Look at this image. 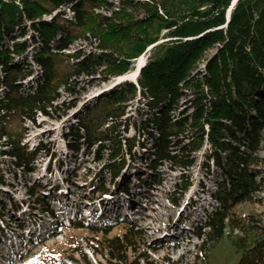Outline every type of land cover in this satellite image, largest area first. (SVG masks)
<instances>
[{"label": "trees", "instance_id": "obj_1", "mask_svg": "<svg viewBox=\"0 0 264 264\" xmlns=\"http://www.w3.org/2000/svg\"><path fill=\"white\" fill-rule=\"evenodd\" d=\"M231 2L0 0V89L5 92L0 99V143L6 140L0 147H7L0 154L14 159L12 173L16 169L31 173L36 157L9 129L11 115L31 122L37 114L47 117L56 108L61 88L73 92L71 76L104 75L116 80L132 73L134 62L151 48L137 83H120L115 94L100 101L96 116H88L80 125L85 134L81 136L78 129L76 141L85 140L89 148L99 151L98 156L106 151L105 172L116 178L128 156L135 161L139 147L147 149L149 142L153 143L156 147L146 167L155 185L161 182L160 167L185 175L183 172L195 165L196 154L207 146L203 166L210 173L213 161L222 173L215 194L220 207L192 232L200 241L199 253L185 264L209 263L223 243L231 251L224 264H264V209L256 197L262 190L257 176L264 177V158L259 156L264 146V0H239L227 22ZM68 3L73 18L63 25L61 9ZM47 17L52 21L44 20ZM27 36L31 47L37 46L32 58L43 78H37L32 93L22 94L20 83L33 70L14 65L13 60L30 47L16 43V37L26 41ZM7 40L14 44L4 46ZM77 42L85 48L69 56L75 63L67 74L57 62L63 51ZM137 90L151 117L137 126V136L130 138L123 118ZM40 150L44 149L36 156ZM4 179L0 171V185L5 184ZM183 186L186 191L189 185ZM43 192L31 188L42 212L57 219L40 197ZM52 231L54 237L66 236L64 248L72 249L67 255L70 261L74 260L72 253L83 255V242L108 264H138L142 257L136 255L146 250L139 227L130 222L99 228L78 219L69 227L58 222ZM51 250H41L32 264L59 262L62 254Z\"/></svg>", "mask_w": 264, "mask_h": 264}, {"label": "rangeland", "instance_id": "obj_2", "mask_svg": "<svg viewBox=\"0 0 264 264\" xmlns=\"http://www.w3.org/2000/svg\"><path fill=\"white\" fill-rule=\"evenodd\" d=\"M70 7L68 3L61 9L64 15L60 17V23L63 25L73 18ZM57 12L59 10L54 15ZM44 20L52 21L51 17ZM15 40L16 43H28L30 46L23 56L13 60L14 65L33 70V74L20 83V92L30 94L37 86V78L43 76L32 58L38 52L37 49L35 51L37 46L31 47L29 36L26 41L19 37ZM5 43L7 47L14 44L10 40ZM83 45L77 42L69 50L63 51L57 62L63 72L71 74L69 69L75 61L70 57L78 49L85 48ZM146 52L143 55L144 66L151 48ZM70 78L69 87L73 92L61 88L58 91L59 98L54 102L56 108L49 116L37 114L35 122L23 120L18 115H11L7 119L9 129L21 137V146L35 154L36 158L32 162L31 173L16 169L14 174V159L0 154V171L5 178V184L0 185V264H32L44 248L52 249V253L59 252L62 257L59 262L53 259L39 264H108L103 257L97 258L85 242L82 250L85 258L72 253L70 255L74 260H69L67 255L72 249L64 248L66 236L54 237L52 227L57 221L37 206L38 197L31 195V188L34 187L44 190L40 197L54 208L58 221H63L66 226L70 225L71 219L76 221L79 216H82L80 220L85 224L99 227L119 221L138 226L146 244L141 256L136 255L137 258L142 257L138 264H185L194 261L195 255L199 253L200 241L193 237L192 232L220 207L215 194L222 182V173L213 161H210V173L203 166L207 146L196 154L195 165L183 172L185 175L168 166L160 167L157 174L161 182L155 185L152 173L146 167V161L151 158L156 147L149 142L147 149L139 147V156L135 161L127 157L124 169L116 178L105 172L107 152L98 156L99 151L95 147L90 149L85 140L76 141V135L88 116H96L99 102L117 92L118 85H114L117 79L112 80L104 75ZM137 92L136 99L127 105L123 118L125 126L128 125L126 134L130 138L137 136V126L151 117L148 115L150 110L147 102L140 101L139 90ZM4 95L5 92L0 89V99ZM79 134L83 136L85 131L80 130ZM41 148L44 150H40L36 156ZM6 149V146L0 147V152ZM259 156L264 158V146ZM263 180L264 177L261 180V176H257L262 190L256 197L261 199L264 209ZM183 185H189L186 191ZM170 199L176 200L177 204H173ZM41 241L43 243L40 244ZM220 245L207 264H224L229 258L231 251L225 247L227 244ZM23 247L28 249L23 251Z\"/></svg>", "mask_w": 264, "mask_h": 264}, {"label": "bare ground", "instance_id": "obj_3", "mask_svg": "<svg viewBox=\"0 0 264 264\" xmlns=\"http://www.w3.org/2000/svg\"><path fill=\"white\" fill-rule=\"evenodd\" d=\"M238 1L239 0H236L233 8L236 6V4L238 3ZM228 19H229V16H228ZM224 28H226V26ZM135 64L137 66V71H132V73H129V74H127V75H125V76H123L121 78H118L116 80V83L114 84L115 86L116 85H119L120 83H123L125 81H131L133 83H137V79L139 77L140 71L144 67V56H141L139 59H137L136 62L134 63V65Z\"/></svg>", "mask_w": 264, "mask_h": 264}, {"label": "water", "instance_id": "obj_4", "mask_svg": "<svg viewBox=\"0 0 264 264\" xmlns=\"http://www.w3.org/2000/svg\"><path fill=\"white\" fill-rule=\"evenodd\" d=\"M235 2H236V0H232L229 9H228V11L226 12V21H227V22L230 20L231 13H232L233 9L235 8V7L233 8ZM230 10H231V11H230ZM228 16H229V19H228ZM135 62H136V61H135ZM135 62H134V63H135ZM141 70H142V69H141ZM134 71H137V66H136V64L134 65ZM140 72H141V71H140Z\"/></svg>", "mask_w": 264, "mask_h": 264}]
</instances>
